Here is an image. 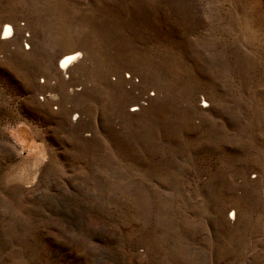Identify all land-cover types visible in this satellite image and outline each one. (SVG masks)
Returning a JSON list of instances; mask_svg holds the SVG:
<instances>
[{"label": "rangeland", "instance_id": "rangeland-1", "mask_svg": "<svg viewBox=\"0 0 264 264\" xmlns=\"http://www.w3.org/2000/svg\"><path fill=\"white\" fill-rule=\"evenodd\" d=\"M0 264H264V0H0Z\"/></svg>", "mask_w": 264, "mask_h": 264}, {"label": "bare ground", "instance_id": "bare-ground-1", "mask_svg": "<svg viewBox=\"0 0 264 264\" xmlns=\"http://www.w3.org/2000/svg\"><path fill=\"white\" fill-rule=\"evenodd\" d=\"M9 33H11L10 26L4 25L3 28L1 29L2 38H6L9 35ZM78 56L79 54H77L73 50H66L62 52L57 58L58 69L62 71L68 69L71 66V64L74 62V60L77 59Z\"/></svg>", "mask_w": 264, "mask_h": 264}]
</instances>
